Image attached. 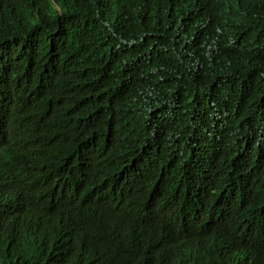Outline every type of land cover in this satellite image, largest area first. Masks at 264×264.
<instances>
[{"label":"trees","instance_id":"16d2710c","mask_svg":"<svg viewBox=\"0 0 264 264\" xmlns=\"http://www.w3.org/2000/svg\"><path fill=\"white\" fill-rule=\"evenodd\" d=\"M0 264H264V0H0Z\"/></svg>","mask_w":264,"mask_h":264}]
</instances>
